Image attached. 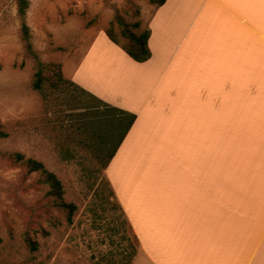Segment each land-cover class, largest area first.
Instances as JSON below:
<instances>
[{"label": "rangeland", "instance_id": "374dc122", "mask_svg": "<svg viewBox=\"0 0 264 264\" xmlns=\"http://www.w3.org/2000/svg\"><path fill=\"white\" fill-rule=\"evenodd\" d=\"M28 1L25 22L36 58L26 51L21 37L17 0H0V124L7 133L0 139V264L131 263L138 243L117 201L108 194L102 167L116 138V122L110 117L103 125L96 123L97 112L90 110L95 107L93 100L67 81L71 82L70 71L78 66L98 34L111 29L122 45L119 22H139L140 27L132 31L140 34L148 29L156 7L151 0ZM92 45L94 54L85 64L80 63L81 75L106 96L135 104L143 92V85L135 80L136 68L126 55L104 53L102 42ZM36 59L49 68L44 71L50 80L44 83L43 92L32 89ZM58 71L65 83L54 77ZM191 72L189 76L186 72L181 82L186 90ZM215 74L208 82L211 79L221 85L223 78ZM167 83L173 85L174 80ZM192 99L188 107L177 102L154 103V111L149 110L154 117L149 120L155 139L135 150L137 160L148 151L151 156L144 159L159 161L167 176L168 172L176 174L178 160H185L181 165L189 169L190 160L196 158L191 169L196 167L197 175H204V166L200 167L203 160L210 176L217 174L210 152L226 134L235 132L230 125L238 123L226 104L213 110L217 105L213 97L206 106ZM246 105L252 108L253 104ZM173 109L183 111L174 119L173 114L168 115ZM149 147L153 152L147 150ZM237 149L229 146L230 163L239 161ZM247 149L244 155L250 159V147ZM8 153H21L26 159L41 162L61 182L63 201L76 207L71 223L66 213L48 210L44 217L48 222L43 219L39 223L48 234H32L38 244L36 251L29 249L22 233L30 217H35L42 206L43 210L50 206L45 205L47 188L37 183L38 173L24 179L22 170L2 155ZM136 153L132 152L131 161H135Z\"/></svg>", "mask_w": 264, "mask_h": 264}, {"label": "crops", "instance_id": "0c3cea01", "mask_svg": "<svg viewBox=\"0 0 264 264\" xmlns=\"http://www.w3.org/2000/svg\"><path fill=\"white\" fill-rule=\"evenodd\" d=\"M148 26L151 57L143 63L133 61L105 32L92 42H102L104 53L126 55L136 68L135 80L143 92L135 104L106 96L81 75L80 65L94 54L92 44L69 73L81 89L135 116L105 169L138 242L131 264H264V0H166ZM186 72H191L187 90L181 84ZM214 74L223 78L216 81L222 86L210 82ZM199 80L204 84L191 85ZM193 97L204 106L213 97V110L226 104L238 123L230 125L235 132H227L210 152L217 174L211 168L210 176L203 160L199 166L208 175H197L196 167L191 169L196 158L189 169L181 165L185 160H178L176 174L167 176L159 161L144 159L151 156L148 151L137 160L135 150L155 139L149 120L154 103L188 107ZM182 111L169 110L168 115L175 119ZM231 144L239 149L235 163L228 159ZM249 147L251 157L246 159Z\"/></svg>", "mask_w": 264, "mask_h": 264}, {"label": "trees", "instance_id": "16d2710c", "mask_svg": "<svg viewBox=\"0 0 264 264\" xmlns=\"http://www.w3.org/2000/svg\"><path fill=\"white\" fill-rule=\"evenodd\" d=\"M165 1L166 0H151V2L155 5L156 8L161 7L165 3ZM28 8H29L28 0H17V14L21 21V29H20L21 37L25 43L26 51L36 58V55L31 47L29 27L25 22V15ZM119 26L121 28L120 37L124 40V44L121 45L118 43V40L116 39L115 34L112 33L111 29L105 31V34L108 37V39L115 45L119 46L133 61L138 63H143L148 61L151 57V53L147 44L150 36L149 28L140 34H135L132 30L138 29L140 27L139 22L129 25L124 21H120ZM48 69H49L48 67H46L43 63H41L39 60L36 59V69L32 82L33 90L38 92H43L44 83L50 80L47 76L44 75V71ZM55 75L54 77L55 78L57 77L56 79L58 81L65 83V80L62 79V75L59 71ZM67 83L73 85L81 92L85 93V95L88 96L91 100H93L95 107L93 108L91 107L90 110H94L97 112V117H94V119L97 121L96 123H98L99 125H103L104 123H107L109 121L110 117L113 118L116 122V126H115L116 138L114 140V144L112 145V149L107 159L102 164L103 170L105 171L110 160L113 158L116 150L118 149L119 145L121 144L127 132L131 128L133 122L135 121V116L133 114L115 108L97 99L96 97L92 96L85 90L78 87L72 81L71 82L67 81ZM99 109H101L100 111L102 110L104 111H102L101 113ZM109 114H111V116H109ZM6 137H7V133L2 129V126L0 124V139H4ZM111 140L112 139L110 137L109 142ZM2 155L7 158V160L11 163L12 166L18 167L22 170L24 179L28 178L33 173H38L40 177L37 180V183L41 187L47 188V192L45 193V197H44L47 200L45 202V205L50 204V206L47 207L46 210H43V207L45 206H42L39 209L40 210L39 212H43V215L41 217L39 216V212L35 215V217H30V219L28 220L29 222H27V224H24V231L22 233V238L24 242L28 245L29 249L31 251H36L38 249V244L36 241H33L32 234L38 233L39 231L43 236L48 234L46 230L40 228V224H39L40 221L43 219L48 222V220L44 218L45 215L48 214V210L62 211L66 213L67 222L71 223L72 215L76 210V207L73 204H67L63 201L61 182L53 173L49 172L41 162H38L33 159H26L21 153H8ZM105 181L108 185L107 188L108 194L112 195L115 198L113 190L106 177H105ZM117 205L120 208L118 203ZM32 214H34V212H32ZM128 264H131L130 260L128 261Z\"/></svg>", "mask_w": 264, "mask_h": 264}]
</instances>
